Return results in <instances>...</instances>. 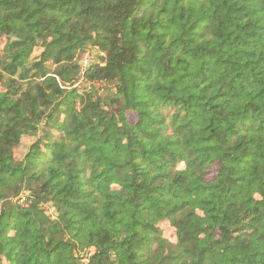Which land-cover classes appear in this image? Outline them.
<instances>
[{
	"label": "trees",
	"instance_id": "trees-1",
	"mask_svg": "<svg viewBox=\"0 0 264 264\" xmlns=\"http://www.w3.org/2000/svg\"><path fill=\"white\" fill-rule=\"evenodd\" d=\"M0 264H264V0H0Z\"/></svg>",
	"mask_w": 264,
	"mask_h": 264
},
{
	"label": "built area",
	"instance_id": "built-area-1",
	"mask_svg": "<svg viewBox=\"0 0 264 264\" xmlns=\"http://www.w3.org/2000/svg\"><path fill=\"white\" fill-rule=\"evenodd\" d=\"M87 64V59H84L83 66ZM16 203L22 206H27L29 204V199L26 194H21L15 199Z\"/></svg>",
	"mask_w": 264,
	"mask_h": 264
},
{
	"label": "rangeland",
	"instance_id": "rangeland-1",
	"mask_svg": "<svg viewBox=\"0 0 264 264\" xmlns=\"http://www.w3.org/2000/svg\"><path fill=\"white\" fill-rule=\"evenodd\" d=\"M38 52L39 51H36L35 53H34V55H37L38 54ZM87 53H89V52H85V53H83L81 56H80V59H82L81 61H84V57H86L88 54Z\"/></svg>",
	"mask_w": 264,
	"mask_h": 264
}]
</instances>
